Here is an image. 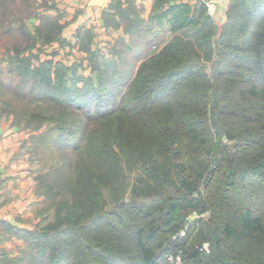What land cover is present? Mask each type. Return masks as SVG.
<instances>
[{
	"label": "trees",
	"instance_id": "1",
	"mask_svg": "<svg viewBox=\"0 0 264 264\" xmlns=\"http://www.w3.org/2000/svg\"><path fill=\"white\" fill-rule=\"evenodd\" d=\"M8 1L5 30L28 45L10 50L8 71L0 61V98L11 97L0 118L46 125L58 153L35 174L36 227L0 220V239L25 246L0 252V264H169L170 252L191 264H264V0H230L221 27L205 0H155L147 24L130 0H111L108 21L155 37L135 67L107 57L93 25L68 39L56 0L41 22L16 17ZM54 43L75 58L56 59ZM185 140L194 161L181 154Z\"/></svg>",
	"mask_w": 264,
	"mask_h": 264
},
{
	"label": "rangeland",
	"instance_id": "2",
	"mask_svg": "<svg viewBox=\"0 0 264 264\" xmlns=\"http://www.w3.org/2000/svg\"><path fill=\"white\" fill-rule=\"evenodd\" d=\"M47 1L49 2L50 6L53 4L52 0H9L7 10L9 12L15 13L16 17L18 18L22 16L30 17V18L37 17L33 19H35V21L38 22L40 21V19H42V16L46 14V10L48 8L45 5ZM210 1L212 0H205L207 7H208V12L214 17V19L218 22V25L220 27L225 25L228 21L227 7H228L230 0L229 2L228 0H217V1H222L223 6H225V4L227 6L225 8L221 7V9H218V7H216V4L213 6L212 9H210L209 4H208ZM56 3L58 6H60V4L66 5L65 0H56ZM5 9H6V6L2 2H0V61H3L2 67L5 68L6 71H8V68H11V64H12V60H10V57H11L10 50L17 46L25 47L28 45V43H27V38L23 36L21 32H18L17 28H14L11 26L10 29L5 30V27L6 28L9 27L8 22L1 16L2 11ZM61 9L63 12L62 14L63 21H67L69 17L72 18V16L74 15V14L70 16L69 14L66 15L65 9L64 8H61ZM78 12L80 13V10H78ZM29 21L31 22V19ZM142 32H144V34L146 33V31L144 30ZM145 35L147 36L140 37V38L135 37V39L131 35L128 40L118 38L113 42L107 40V43L103 44L104 45L103 47H105V49L102 48L103 49L102 51L108 55V56L106 55L107 57H109L110 59H114V61L118 63L120 62L122 65H125L126 61L128 62L131 61L132 66L135 67L137 66V64H139L140 62L139 59H141L148 53V50H151V49L153 50L155 48L154 43L156 41H154V38H152V35L147 34V33ZM148 41L150 43H148ZM109 44H112V45L109 46ZM76 47L77 46H74L73 48H76ZM58 48H59V51H58ZM47 50L49 53H52V55L55 56L56 59L63 58L66 60H73L75 58V56L73 55V52L71 51L72 49H69V47H65V45H63L62 47H59L58 43L57 44L54 43L53 45L48 46V49H46V51ZM56 51L58 53H55ZM112 51L116 52L115 55L117 54V58L110 56ZM75 54L78 55V52L75 51ZM45 55L46 54H43L42 56L45 57ZM79 56H81L80 53H79ZM137 60L139 61L138 63H137ZM122 65H120L121 67H118L121 70L125 68V66H122ZM208 69H209V73L212 75L213 70H214L213 65L209 64ZM80 71L83 72V69H80ZM4 77L7 78V74L4 75ZM0 84H2L1 81H0ZM216 89H217V84L215 82H212V92H215ZM3 99L10 100L11 97L4 96L3 98H0V112L3 110L2 106L6 107V103H4ZM50 106H54V105H50V103H38V104L34 103V107L36 111L42 112L46 114V116H49V117H51L54 112ZM54 107L56 108L55 110V113H57L56 116L59 113L61 114L62 108H60L59 106H54ZM209 107L210 108L215 107L213 100L211 101ZM14 114H15L14 112L11 113L9 118L7 117V115L4 118H0V129H5V131H8V128H9V130L14 131L13 135L18 137V141L20 142V148L22 147V150L20 151L21 157L27 160L29 169L31 167H35L37 169V171H34V170L31 171L30 169L29 174L32 175L34 178L32 190H34V192L38 195L37 197H39V201L34 203L33 207L32 205L30 206L29 213L27 214V217L24 218L26 225H29L30 228L33 229L36 227L35 226L36 222L39 219L38 215L36 214V211L41 205L40 202L43 200V197H44V195L40 194L37 191V182L35 179V174L48 172L49 170L48 168L53 165L55 158H57L55 156H56V153H58V150H57L55 143L53 142V139H54L53 135H49L48 134L49 131L45 130L47 129L46 125L42 126L39 130H36L35 128H32V127H25L24 125H22L23 128H17V126H15L16 124L12 122L14 119ZM46 121H50V118L46 119ZM13 135H12V138L14 137ZM34 135L36 136L35 139L33 138ZM46 135L49 136V138L47 141L43 142L42 138ZM191 146H193V144H191V142H189L188 140L183 141L181 154L185 157V159L189 157L188 156L189 148ZM189 159L191 161H194V159H192L191 157H189ZM217 173H218V176H220L221 178L223 177V170L220 169L218 170ZM133 174L135 175V173ZM220 186H224V184L221 182ZM208 215L209 214L204 213L201 216L202 217L204 216L207 218ZM194 216L197 217L198 215L191 214L190 219H193ZM190 228L191 226L189 227V229ZM200 230L201 228L194 231L195 238H199L198 235H200ZM4 240L7 241V243L4 246V248L0 250V252L5 251L6 258H14L20 255L21 252L24 253L25 246H23V243H24L23 240L19 239L18 237L13 238V236H9V238L5 237ZM202 247L204 248V250L212 252L211 243L205 238H202ZM185 254L179 255L178 253L176 255L170 252L168 253L167 261L169 262V264L196 263L192 260V256L185 257Z\"/></svg>",
	"mask_w": 264,
	"mask_h": 264
},
{
	"label": "crops",
	"instance_id": "3",
	"mask_svg": "<svg viewBox=\"0 0 264 264\" xmlns=\"http://www.w3.org/2000/svg\"><path fill=\"white\" fill-rule=\"evenodd\" d=\"M214 1L218 9L227 7L226 4L222 5V1ZM110 2L111 0H98L97 3L91 4L92 0H65L66 5L60 4V7L65 9L66 15H74L67 19L64 35L68 39H73L76 29L85 24L95 27L96 45L103 49H105L103 44L107 43V40L112 42L118 38L128 40L131 34L125 32L124 24L120 23L116 27L107 19ZM130 2L137 7L138 15L147 24L155 0H130ZM142 31L133 34V38L147 36ZM152 38L155 40L154 36ZM0 133V220L20 227H30L26 225L24 218L27 217L30 206L33 207V204L39 201L38 195L32 190L34 178L29 174L27 160L20 155L22 147L20 148L18 137L13 135L14 131L9 128L8 131L0 129ZM2 228L0 224V231ZM6 243L7 241L1 238L0 249L4 248Z\"/></svg>",
	"mask_w": 264,
	"mask_h": 264
},
{
	"label": "built area",
	"instance_id": "4",
	"mask_svg": "<svg viewBox=\"0 0 264 264\" xmlns=\"http://www.w3.org/2000/svg\"><path fill=\"white\" fill-rule=\"evenodd\" d=\"M208 4H209L210 9H212L213 6L215 5V2L212 0V1H210ZM154 47L156 48L155 45H154Z\"/></svg>",
	"mask_w": 264,
	"mask_h": 264
},
{
	"label": "water",
	"instance_id": "5",
	"mask_svg": "<svg viewBox=\"0 0 264 264\" xmlns=\"http://www.w3.org/2000/svg\"><path fill=\"white\" fill-rule=\"evenodd\" d=\"M97 2H98V0H92V3L91 4L97 3Z\"/></svg>",
	"mask_w": 264,
	"mask_h": 264
}]
</instances>
